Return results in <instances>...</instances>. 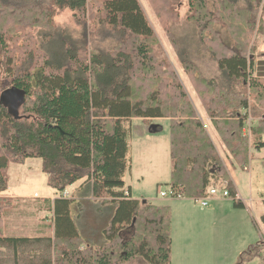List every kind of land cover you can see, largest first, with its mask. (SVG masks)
<instances>
[{"label": "trees", "instance_id": "trees-1", "mask_svg": "<svg viewBox=\"0 0 264 264\" xmlns=\"http://www.w3.org/2000/svg\"><path fill=\"white\" fill-rule=\"evenodd\" d=\"M89 1L100 6L109 31L120 33L110 49L89 50L86 41L66 37L55 24L57 12L63 9L72 11L79 21L78 12H84ZM148 2L163 20L161 8L170 1ZM212 2L215 10L209 9L207 0H191V19L203 34L213 31L215 38L206 43L211 51L220 48L216 61L225 85H215L200 75L188 60L182 59L181 63L203 113L234 160L233 165L243 167L250 161L249 140L244 136L250 115L260 119L251 131L259 137L257 147L264 148V79L254 77L253 48L250 49V32L261 0H245L244 7L238 6L239 0ZM32 16L36 19L31 21L33 26L39 23L46 29L43 35L49 38L45 44L29 37ZM217 24L226 26L232 43L214 32ZM170 37L178 50L176 38ZM156 40L139 0H0V44L4 74L10 80L7 89L25 93L20 109L24 114H19L18 119L0 101V145L6 152L0 155V193L7 189L2 172L12 160L39 159L49 176L48 185L58 192L87 178L85 186L93 196L97 198L99 192L105 191L120 200L111 230L121 222L129 223L134 214L133 223L126 227L125 237L129 239H125L123 228L116 238L96 249L82 238L71 215V200L46 201L54 216L52 236L0 235V250L5 249L12 264H127L143 245V252L157 262L171 264V207L148 204L146 200L142 206L124 202L131 198V188L124 191L130 136L133 130L138 134L160 132V126L157 132L150 131L156 119L170 121L173 169L168 185L176 198L206 197L210 188L221 186L224 181L211 182L220 176L213 169L216 166L221 180L226 178L228 188L235 192L178 73L157 52ZM135 120L142 124L125 127L126 121ZM52 242L61 246L56 260L46 254ZM78 246L85 250L80 251ZM253 251L254 247L244 251L238 264L253 261L246 260Z\"/></svg>", "mask_w": 264, "mask_h": 264}, {"label": "rangeland", "instance_id": "rangeland-1", "mask_svg": "<svg viewBox=\"0 0 264 264\" xmlns=\"http://www.w3.org/2000/svg\"><path fill=\"white\" fill-rule=\"evenodd\" d=\"M170 4L164 5L161 8L164 19H159L154 9H152L148 0H139L146 16L148 17L156 36L157 52L166 58L172 69L177 72L182 81L190 101L193 103L204 128L210 135L212 142L216 146L220 162L228 168V177L236 185V194L239 193L242 197L240 201H236L235 196L229 198H209L208 207H202L194 199H176L172 197L162 198L161 192H168L171 181V172L173 169V161L171 159L170 145V121L163 119L160 121L153 120L152 125L160 126V132L150 134L144 131L143 134H138L133 130L129 139L130 156L128 169L125 174L126 188H131V198H127L124 202L131 204L137 203L142 206V201L146 200L148 204L154 205H172L173 208V234L174 242H179L182 233L186 228H191L196 233L200 245L196 248L197 252L190 257V262L186 251L181 249L179 256L173 264H210L211 259L216 258L218 261L226 262L227 264H238L239 257L236 253L229 249H221L231 244L238 234V237L245 238V242L240 246L244 252L250 247H254V251L247 255L246 260L253 261L244 264H259L264 261V148H258L257 135L252 131L244 132V136L249 140L250 146V161L243 167L235 166L234 160L227 154L225 144L222 139L217 138L208 117L203 113L201 102L197 96L193 84L189 81L184 73L182 59H186L193 63L198 69V73L208 80L214 81L215 85H225L224 78L220 72L216 59L221 52L220 48L211 51V46L206 42H210L215 38L213 31L209 30L203 34L201 29L195 22L192 21L190 6L191 0H169ZM214 0L209 2V9L215 10L213 6ZM240 7H244L245 0H239ZM218 7V6H216ZM48 8V5L45 9ZM57 11L54 9V12ZM81 19L73 14L69 9H63L57 12L55 16V24L58 29L64 30L66 37H69L76 42L86 41L89 50L93 48L110 49L117 42L120 36L116 32L109 31L107 23L103 20L100 6L89 1L84 12H78ZM228 22V19L222 16ZM32 36L43 42H47L49 36H44L46 29L38 26H33L31 23ZM40 21V17L38 18ZM29 23L22 25L26 26ZM45 29V30H44ZM170 30V33L167 30ZM214 32L220 34V37L227 43H232L233 39L226 26L217 24L214 26ZM49 33V31H48ZM170 35L176 38L179 48L173 46ZM204 36V38H202ZM47 37V38H46ZM210 38V39H209ZM213 38V39H211ZM251 47L253 48L252 58L255 64L254 77H262L264 79V0H261L255 25L250 32ZM48 44V43H47ZM3 49L0 44V92L10 87V80L6 78L3 68ZM199 93V92H198ZM200 96V94H199ZM23 115V109L20 110ZM251 124L254 125L260 120L258 117L250 118ZM247 120V121H248ZM134 126L141 125V121H126L125 127L130 124ZM264 141V136H262ZM1 142V140H0ZM0 155H6L5 150L0 145ZM247 167L245 170L244 168ZM216 173H219V178H212L213 182L224 181L223 184L229 185L226 181L221 180L220 168ZM226 170V171H227ZM2 174L7 179V189L0 193V235L7 237H50L53 235V212H50L46 197H52V187L49 184V176L43 171V162L39 159H28L22 161L12 160ZM227 174V173H226ZM223 177V176H222ZM87 178H83L86 182ZM82 180V179H81ZM80 180V181H81ZM82 180V181H83ZM79 181L74 184L77 185ZM231 182V181H230ZM73 184V185H74ZM71 185V186H73ZM70 187V186H69ZM67 187V188H69ZM52 188V189H51ZM235 188V187H234ZM91 190L84 191L89 194ZM71 194L73 193L70 191ZM117 192V191H116ZM83 193V192H82ZM81 193V194H82ZM232 193V192H231ZM233 194V193H232ZM94 195L97 196L95 193ZM234 195V194H233ZM88 197V196H87ZM98 204L96 205L95 214L98 217L104 215L108 217L100 227L104 229V236L107 242L116 238L118 233L122 231L124 237L127 234L126 227L133 223L132 215L129 223L121 222L111 230V220H109L110 204L114 200L112 194L101 191L98 193ZM51 200V199H49ZM115 205H117L113 201ZM241 203V206H235V203ZM80 210L77 221L82 225L84 223V214L91 207L89 201L82 202L78 205ZM85 211H84V208ZM113 208V207H112ZM217 210V217L213 213H208L204 210ZM186 214L188 216L186 217ZM82 218V220H81ZM172 221V222H173ZM175 226V229H174ZM189 229V231L191 232ZM178 233V235H176ZM130 237L126 236L125 239ZM190 239L192 237L190 236ZM189 239V240H190ZM154 244V241H151ZM52 242L49 249L50 256L53 260L59 257L58 249H61L58 244ZM101 246L96 247L100 249ZM80 251L85 250L84 246L77 247ZM44 250L45 251H47ZM145 245L141 246L137 256L128 258L127 264H160L155 260V257L144 253ZM203 249L204 257L201 254ZM42 251V250H41ZM5 249L0 250V264H12L13 260L10 255L5 254ZM42 252V254L44 253ZM226 252H228L226 254ZM229 254H232L229 256ZM228 256V257H227ZM227 257V260L225 258ZM236 260L233 262V259ZM173 259V258H172Z\"/></svg>", "mask_w": 264, "mask_h": 264}, {"label": "crops", "instance_id": "crops-1", "mask_svg": "<svg viewBox=\"0 0 264 264\" xmlns=\"http://www.w3.org/2000/svg\"><path fill=\"white\" fill-rule=\"evenodd\" d=\"M157 121L163 120V119H156ZM226 169H228L226 167ZM228 171V170H227ZM229 172V171H228ZM230 174V173H229ZM230 181L233 183V186L235 187V191H237L236 189V185L234 184V182L230 179ZM124 182H125V177H124ZM86 188L85 186V180H81L76 184H74L73 186H70L69 188L66 189L65 192H58L55 189H52L51 195H53L52 197H46L44 199H46L45 201H50V202H54L56 199L59 198H63V199H68L72 201L71 204V215L72 217H74L76 224L79 226V223L77 221V217L79 216L78 211L80 210V207L78 205H81L82 202L85 203V201H89V203L91 204V207H89L86 210V214H84V223L79 226L80 229V234L82 236V238L84 239V241L88 244H90L91 246H102L106 243V238L104 236V229L102 227H100V224L103 223L106 219H108V217H106L104 215L101 217H98L95 214V210H96V205L98 204V198H96L95 196H93L92 192L91 193H87L85 194L84 191L87 190L83 189ZM128 190V188H126V182H125V187H124V191ZM72 191L73 193L71 194ZM83 192V193H82ZM82 193V194H81ZM132 195V194H131ZM88 196V197H87ZM51 199V200H49ZM178 199V198H177ZM117 199H114L111 201L110 207V214H109V220L112 221V219L115 216V213L117 211L118 208V204L120 202V200H117V202H115L117 205L114 204L113 201H116ZM186 199H183V201ZM170 207H172V205H169ZM113 207V208H112ZM84 208V207H83ZM86 208H84L85 211ZM171 210H173V208H171ZM207 211L208 213H213L214 217H217V210L216 209H211V210H204ZM188 216V214H186V217ZM54 219V216H53ZM82 220V218H81ZM172 221H173V211H172ZM173 224L174 221L172 222V230H171V264H173L176 259L179 256V252L181 249H184V251H186L187 256H188V260L190 262V257L192 255H194L197 252V247L200 245V241H198V238L196 236V233L193 231L196 227L194 226L193 230H191V228H186L185 231L182 233L181 238L179 240V242H174V237L175 235L173 234ZM175 229V226H174ZM189 229L191 230V232L189 231ZM178 235V233L176 234ZM190 236L192 237V239H190ZM190 239V240H189ZM231 240H233L231 242V244H229L228 246H225L224 248L221 249H229L230 251L236 253L238 256L240 254L243 253V251L240 249V246H242V244L245 242V238L243 237H238V234L236 236H234V238H232ZM228 252H226L227 254ZM201 254L204 257V252L203 249L201 250ZM232 254H229V256ZM228 257V256H227ZM227 257L225 258V260H227ZM173 258V259H172ZM236 260V258L233 259V262ZM210 264H227L226 262H222L221 260H217L216 258L211 259Z\"/></svg>", "mask_w": 264, "mask_h": 264}, {"label": "built area", "instance_id": "built-area-1", "mask_svg": "<svg viewBox=\"0 0 264 264\" xmlns=\"http://www.w3.org/2000/svg\"><path fill=\"white\" fill-rule=\"evenodd\" d=\"M251 127H252V124H251V120L249 119L248 121H246V128L244 130V132H248L250 133L251 132ZM245 170L247 169V167L244 168ZM237 191H235L233 194L231 193L230 189L228 188V185H224V184H221V186H215V187H212L208 190L207 192V196L206 197H201V198H198V199H194L197 203H199L202 207H208L209 206V203H208V200L209 198H212V197H216V198H229L230 196H235L236 198V201H240L242 199L241 195L239 193L236 194ZM161 197L162 198H168V197H172V198H176L174 195H173V192L172 191H168V192H161ZM178 199H182V198H179L177 197ZM176 198V199H177Z\"/></svg>", "mask_w": 264, "mask_h": 264}, {"label": "water", "instance_id": "water-1", "mask_svg": "<svg viewBox=\"0 0 264 264\" xmlns=\"http://www.w3.org/2000/svg\"><path fill=\"white\" fill-rule=\"evenodd\" d=\"M0 101L6 108H8L14 118L18 119L21 106L25 103V93L15 88L7 89L1 93ZM157 127L158 125H151L150 131L154 130L157 132Z\"/></svg>", "mask_w": 264, "mask_h": 264}]
</instances>
